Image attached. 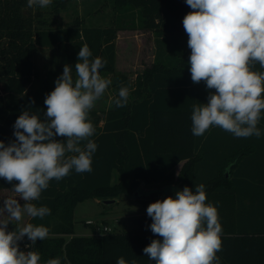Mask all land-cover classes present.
<instances>
[{"label":"trees","instance_id":"trees-1","mask_svg":"<svg viewBox=\"0 0 264 264\" xmlns=\"http://www.w3.org/2000/svg\"><path fill=\"white\" fill-rule=\"evenodd\" d=\"M66 1L52 0L54 13L65 7ZM112 4L136 9L141 26L163 38L156 40L155 61L142 72L134 91L126 77L115 75L113 99L119 88L126 86L130 90L128 103L123 107L111 103L101 115L90 111L96 129L90 139L98 145L92 171L78 174L73 170L60 181H50L35 203L50 208L51 214L29 219L48 227L50 234L46 240H38L32 250L39 252L41 264L57 257L62 264H116L119 257L129 264L133 260L155 264L143 253L153 239H159L151 232L148 215L137 219L133 231L116 227L104 232V225L97 223L100 236L74 235L76 204L94 197L103 202L119 194L133 195L142 182L175 183L167 195L142 200L156 202L185 186L195 190L202 183L207 202L217 207L223 228L222 250L217 253L220 264H264V114L258 124L260 138H235L218 127L194 136L192 106L206 103L209 92L203 81L193 84L189 71L191 50L182 21L192 9L186 0H112ZM32 9L27 0H0V140L6 144L15 139L13 125L22 110L28 108L44 119L45 96L55 88L49 84L39 91L29 88L35 74L33 44L50 50L51 62L60 72L65 64L75 71L84 44L93 58L107 61L101 73L114 71L115 30L111 25L90 26L75 18L53 26L44 16L49 12L39 6ZM256 68L260 70L258 65ZM181 161L184 163L176 174L175 166ZM113 171L118 173L116 182ZM11 187L0 178V191ZM66 235L71 237L66 240ZM25 239L20 242L22 250L30 243Z\"/></svg>","mask_w":264,"mask_h":264},{"label":"clouds","instance_id":"clouds-1","mask_svg":"<svg viewBox=\"0 0 264 264\" xmlns=\"http://www.w3.org/2000/svg\"><path fill=\"white\" fill-rule=\"evenodd\" d=\"M52 0H27V7L46 8ZM192 9L183 18L188 36V64L193 84L204 82L206 103L192 106V134L212 127L235 138H260L264 114V0H186ZM75 68L65 64L55 88L45 96L42 120L27 109L15 120L9 143L0 140V178L12 184L13 195L0 198V264H41L37 241L49 237L43 224L25 222L51 214L37 206L50 181L73 170L92 171L98 145L90 139L96 129L90 111L112 84L101 75L107 61L93 58L87 44L80 47ZM260 70H257L256 66ZM130 90L121 86L112 103L123 107ZM34 100L30 101V105ZM56 137L63 139L57 140ZM20 201H23L21 203ZM153 239L143 253L155 264H220L223 228L215 205L207 202L204 184L185 186L149 204ZM9 224L15 225L9 230ZM27 238L29 244L20 247ZM66 260V257L63 258ZM45 264H62L60 257ZM116 264H129L119 257ZM130 264H136L133 260Z\"/></svg>","mask_w":264,"mask_h":264},{"label":"rangeland","instance_id":"rangeland-1","mask_svg":"<svg viewBox=\"0 0 264 264\" xmlns=\"http://www.w3.org/2000/svg\"><path fill=\"white\" fill-rule=\"evenodd\" d=\"M66 2V6L58 10L57 14L54 13L52 3L48 7L43 8V11L50 13H44L48 23L56 26L70 23L73 19L78 18L86 25H111L115 30V68L111 73H101L103 77L111 78L112 84L92 109L102 114L111 106L116 74L126 77V82L129 83L132 91L137 85L138 78L142 75V72L150 68L154 63L155 59L153 62L152 60L155 30L141 26L140 13L136 9L130 7L115 8L112 0H67ZM34 9L35 6L32 10L34 11ZM31 48L32 65L35 74L29 88L32 91H39L45 84L54 87L56 79L62 75V72L57 71L51 64L50 50L41 48L36 44H33ZM112 180L115 182L118 180L116 171H113ZM141 186L143 189L162 188L161 185H156L155 187L151 185ZM10 195H13L11 189L0 191V198ZM168 196L175 197V194ZM114 200L112 203L105 204L101 199L94 197L78 202L73 214L74 235L100 236L98 232H94L95 229L94 231L92 230L90 224L87 225L86 221L89 219L96 221L100 226H102L103 220L107 222L106 225L109 227L115 225L119 230L133 231L137 228V219L142 215H147L146 209L149 204L153 203L136 200L133 198L132 193L130 195L119 194ZM20 202L23 203V201ZM0 206H2V200H0ZM29 219L26 217L25 222H28ZM14 228L15 225L9 224L8 229L10 231L14 230ZM70 237L66 235L65 239L68 240Z\"/></svg>","mask_w":264,"mask_h":264},{"label":"water","instance_id":"water-1","mask_svg":"<svg viewBox=\"0 0 264 264\" xmlns=\"http://www.w3.org/2000/svg\"><path fill=\"white\" fill-rule=\"evenodd\" d=\"M228 175L226 174V177ZM173 188L171 186H166V187H163V188H160V189H143L142 186H139L135 192L133 193V198H135L136 200H151L152 198H155V197H160V196H164V195H167L168 192L170 190H172ZM115 200L114 199H107V200H104L103 202L105 204H109V203H112L114 202Z\"/></svg>","mask_w":264,"mask_h":264},{"label":"crops","instance_id":"crops-1","mask_svg":"<svg viewBox=\"0 0 264 264\" xmlns=\"http://www.w3.org/2000/svg\"><path fill=\"white\" fill-rule=\"evenodd\" d=\"M163 38V36H159L158 38H157V36L155 35V37H154V53H153V60H152V62L154 61V59H155V56H156V53H157V50H158V48H157V42H156V40L157 39H162ZM115 59H116V52H115ZM50 62H51V60H50ZM51 64L54 66V68L57 70V71H59L58 69H57V66L55 65V63H53V62H51ZM115 64H116V61H115ZM114 68H115V65H114ZM60 72V71H59ZM62 74V73H61ZM135 90V87H134V89L132 90V91H134ZM91 111H94V110H91ZM101 115V114H100ZM184 163V161H181V162H179L176 166H175V170H176V174H178V172H179V170H180V168H181V166H182V164ZM141 185H151V186H156V185H161L162 186V188L163 187H166V186H173V185H175V183H171V182H162V183H159V184H145V183H141L140 184V186ZM151 189H160V188H158V187H155V188H151ZM172 194H175V192H173ZM97 202V201H96ZM91 220V219H90ZM106 223L107 222H104L103 220H102V224L103 225H106ZM88 225V224H87ZM90 226H91V228H92V230L94 231V229H95V231L94 232H96V226H94V225H92V224H90ZM106 226H108V225H106ZM111 227H113V228H116L115 227V225H113V226H111Z\"/></svg>","mask_w":264,"mask_h":264},{"label":"built area","instance_id":"built-area-1","mask_svg":"<svg viewBox=\"0 0 264 264\" xmlns=\"http://www.w3.org/2000/svg\"><path fill=\"white\" fill-rule=\"evenodd\" d=\"M86 223H87V224H92V225H96V224H97L96 221H93V220H90V219L87 220ZM102 229H103L104 232H106V231H110V230H111V227L104 225V226L102 227ZM97 230H100V227H99L98 225H96V231H97ZM23 241H24V240H23ZM23 241H21V242H23ZM25 244H26V243H25Z\"/></svg>","mask_w":264,"mask_h":264}]
</instances>
